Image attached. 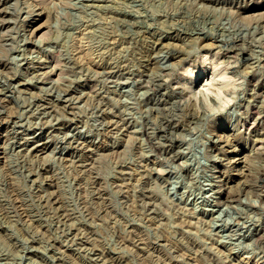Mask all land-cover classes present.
Segmentation results:
<instances>
[{
  "label": "rangeland",
  "instance_id": "rangeland-1",
  "mask_svg": "<svg viewBox=\"0 0 264 264\" xmlns=\"http://www.w3.org/2000/svg\"><path fill=\"white\" fill-rule=\"evenodd\" d=\"M0 8V264H264V0Z\"/></svg>",
  "mask_w": 264,
  "mask_h": 264
},
{
  "label": "bare ground",
  "instance_id": "bare-ground-1",
  "mask_svg": "<svg viewBox=\"0 0 264 264\" xmlns=\"http://www.w3.org/2000/svg\"><path fill=\"white\" fill-rule=\"evenodd\" d=\"M2 7V6H1ZM3 9V8H2ZM2 10H1V8H0V12H1ZM4 32V31H3ZM1 33V32H0ZM226 71H222V73H224V75H226V73H225ZM66 91V90H65ZM237 141V140H236ZM261 141V140H260ZM234 143V142H233ZM39 144V143H38ZM232 145V144H231ZM43 146V145H42ZM237 150V149H236ZM244 159H245V157H244ZM244 159L242 158V157H237L236 158V160L238 161L239 160V162H243L244 161ZM246 164V163H245ZM242 168V167H241Z\"/></svg>",
  "mask_w": 264,
  "mask_h": 264
}]
</instances>
